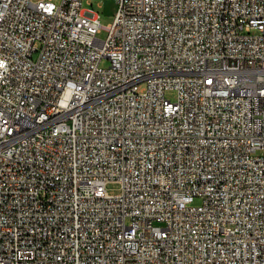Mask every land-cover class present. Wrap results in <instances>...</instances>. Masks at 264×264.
I'll return each instance as SVG.
<instances>
[{
    "label": "built area",
    "instance_id": "obj_1",
    "mask_svg": "<svg viewBox=\"0 0 264 264\" xmlns=\"http://www.w3.org/2000/svg\"><path fill=\"white\" fill-rule=\"evenodd\" d=\"M0 264H264V0H0Z\"/></svg>",
    "mask_w": 264,
    "mask_h": 264
},
{
    "label": "rangeland",
    "instance_id": "obj_2",
    "mask_svg": "<svg viewBox=\"0 0 264 264\" xmlns=\"http://www.w3.org/2000/svg\"><path fill=\"white\" fill-rule=\"evenodd\" d=\"M53 1L55 4L60 5L62 0H51ZM85 6H90L93 7L94 9H96L101 16V23L103 25H109L114 18V12H115V5L113 2L111 1H102L100 3H98L97 1L94 2V4L91 5H87L85 4ZM107 32L105 30H102L101 33H99V37L100 38H106ZM108 65V61L104 60L102 62V66H107ZM165 96L174 101L176 99V91L174 90H167L165 92ZM107 190L110 194H120L121 193V186L119 183L117 182H111L107 185ZM201 202L200 199H196L194 204H199Z\"/></svg>",
    "mask_w": 264,
    "mask_h": 264
}]
</instances>
